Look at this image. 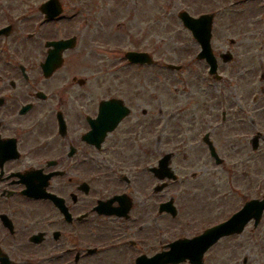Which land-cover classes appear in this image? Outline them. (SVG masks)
Segmentation results:
<instances>
[{
	"label": "flooded vegetation",
	"instance_id": "af4514ba",
	"mask_svg": "<svg viewBox=\"0 0 264 264\" xmlns=\"http://www.w3.org/2000/svg\"><path fill=\"white\" fill-rule=\"evenodd\" d=\"M10 8L0 0V264H135L139 258L151 264L146 260L168 250L169 243L188 244L236 213L233 229L239 230L206 249L199 241L176 247L181 253L204 249L201 259L191 258L199 261L180 256L185 259L168 264H264V209L260 215L252 204L264 199L258 181L259 97L247 94L255 80L239 86L244 106L238 107L237 119H230V110L221 112L223 127L231 121L240 127L236 148L226 151L239 156L236 164L228 159L215 164L202 142L203 149L192 152L209 156L215 170L203 164L187 179L165 182L164 153L174 172L183 174L187 166L177 164L181 154L185 160L183 149L164 152V122L136 118L126 124L132 109L125 103L129 115L107 131L97 121L102 98L83 93L87 80L76 75V64L67 63L70 50L48 77L40 65L49 51L45 42L52 38L43 42L42 59L29 64L20 58L16 27L10 23L4 29L2 23ZM263 91L260 86L258 93ZM199 112H193L191 131L204 126V133L211 132V121L203 117L208 113ZM199 132H193L189 146L196 147ZM247 203L251 206L244 209Z\"/></svg>",
	"mask_w": 264,
	"mask_h": 264
},
{
	"label": "rangeland",
	"instance_id": "374dc122",
	"mask_svg": "<svg viewBox=\"0 0 264 264\" xmlns=\"http://www.w3.org/2000/svg\"><path fill=\"white\" fill-rule=\"evenodd\" d=\"M42 1L2 0L4 7H11L9 11H4L2 23L6 24L10 19L5 13L9 12L21 41L20 58H28L31 64L44 57L45 39L75 35V48L65 53L67 63L77 65L74 68L76 75L87 80L83 93L92 99L107 98L111 94L123 96L132 109L126 124L135 123L136 118H158L162 122L172 117V121L164 122L163 148L167 151L179 147L185 151V160L182 154L178 157L177 164L182 162L187 166L183 174L178 169L180 178H188L190 170H196L203 164L208 171L210 168L215 170L216 166L209 156L193 154L189 142L195 138L193 132L202 131L204 126L191 131L190 120L194 111H205L208 114L203 117L211 121V126L212 123L219 125L222 103L230 110V119H237L238 107L243 104L238 85H242L245 79L253 78L256 83L248 87V95L254 92L258 94L260 86L264 88V81L257 82L256 79L258 72L264 73V1L60 0L63 5L62 18L39 25L42 13L37 6ZM181 10H187L194 16L203 12L215 13L210 43L217 56L222 80L208 77L206 63L194 58L200 46L190 31L182 26L177 16ZM28 34H32V37H28ZM134 49L149 52L156 63L146 67L128 65L124 51ZM228 50L233 55L232 59L223 62L219 54ZM167 63L181 65L180 70L166 69ZM65 69L63 67L56 76ZM249 74H252L251 78L241 77ZM255 107L258 108L256 116L262 135L257 159L262 193L264 91L260 93ZM141 109H146L145 115H142ZM121 124L125 130V124ZM239 128L235 121H231L227 129H215L212 141L222 157L226 158V151L236 148L235 130ZM228 156L229 162L239 160V156ZM131 170H126V174L130 176Z\"/></svg>",
	"mask_w": 264,
	"mask_h": 264
},
{
	"label": "water",
	"instance_id": "95a60500",
	"mask_svg": "<svg viewBox=\"0 0 264 264\" xmlns=\"http://www.w3.org/2000/svg\"><path fill=\"white\" fill-rule=\"evenodd\" d=\"M54 1V0H53ZM57 7V11L54 12V14H56L59 10L58 6ZM180 18L183 20V23L185 24V26H187L188 28H190L193 32V36H195L198 41L200 42V46H202V51L199 53L198 57H206L207 60L210 62L211 64V71H214V67H215V59L212 56L211 53V49H210V45H209V38H210V26H211V14H205V15H201L198 18H193L191 16L188 15L187 12L182 11L179 13ZM72 40H64V41H60V42H52V44H54L55 46L58 45L57 47L54 48L53 53H50L51 56L47 59V62L44 65V69L49 68L50 66L52 68L56 67L58 65V63L60 62V50H62L64 47H66L67 45H70L72 42ZM52 55H54V58L52 57ZM128 57L130 58V60H134V61H139V62H150V58L146 53H128L127 54ZM47 65V66H46ZM49 65V66H48ZM108 103H113L114 106H116L117 104L119 105L120 103L115 101V100H111V101H105L104 104H108ZM117 107V106H116ZM121 109H124L123 115L125 113H127L126 108L120 107ZM116 110V108H114ZM111 115H102L100 117V124L103 125L105 128H113L115 126V124H117L118 121V115L116 114L115 116H113V113H110ZM111 119V122H108L109 124H107V121ZM165 166V165H164ZM165 170V167H164ZM170 172L168 170L164 171V174H162V176L164 175H169ZM264 206V202L260 204V209ZM238 217V216H237ZM237 217H233L232 220H236ZM225 224H223L222 226H218L214 229H211L210 231L213 233L215 232V235H221V234H227L230 232H234L239 230V227H235L233 229L228 226H225ZM209 232H207L204 237H208ZM203 237V236H202ZM179 244V243H176ZM175 244V245H176ZM173 245L171 248L172 250L165 253L163 259L162 260V264H166L168 262H176L181 260L184 257H180V256H189L190 258H192V256H197L198 253L192 252L190 250H187L186 252H179L176 251V247ZM189 245V244H188ZM201 256V254L199 255V257ZM199 257H197L198 259H200ZM198 259H192V261H199ZM154 264H158V262L155 261Z\"/></svg>",
	"mask_w": 264,
	"mask_h": 264
}]
</instances>
